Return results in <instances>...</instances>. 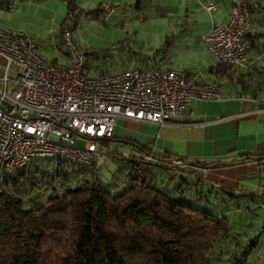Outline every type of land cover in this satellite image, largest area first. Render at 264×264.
Listing matches in <instances>:
<instances>
[{"label": "trees", "instance_id": "16d2710c", "mask_svg": "<svg viewBox=\"0 0 264 264\" xmlns=\"http://www.w3.org/2000/svg\"><path fill=\"white\" fill-rule=\"evenodd\" d=\"M62 1L63 21L70 18L73 23L70 30L61 25L60 36L74 28L76 12L75 0ZM245 4L250 11L251 5ZM99 10L84 14L94 18ZM247 31L250 50L255 44ZM218 68L234 71L239 84L248 77L238 65ZM130 144L139 154L122 160L105 181L95 176L93 162L85 166L61 158H35L5 172L0 189V264H245L253 241L222 258L214 249L229 238L227 219L172 198L158 186L160 172L169 170L171 178L175 164L190 170L224 163L153 154L147 145ZM244 156L258 160L263 154ZM186 173L176 175L172 189L190 185ZM55 178L57 182L49 184ZM34 187H42L45 197L32 194Z\"/></svg>", "mask_w": 264, "mask_h": 264}, {"label": "built area", "instance_id": "2783aa9c", "mask_svg": "<svg viewBox=\"0 0 264 264\" xmlns=\"http://www.w3.org/2000/svg\"><path fill=\"white\" fill-rule=\"evenodd\" d=\"M213 7L211 0L202 6L207 12ZM250 20L247 5L234 0L227 20L210 25L201 40L213 65L244 63ZM70 26L67 18L62 27L70 30ZM61 43L66 62L56 66L37 51L31 35L0 27V56L5 61L0 74V189L5 172L35 158L91 164L103 154L102 147L95 149V142L111 137L118 118L160 126L191 99L219 96L218 83L196 81L181 69L126 67L89 74L70 32L61 35ZM10 68L14 87L6 90ZM261 110L264 117V106ZM77 140H83V145H76ZM258 163L264 167V154ZM256 193L261 198L264 232V187H257Z\"/></svg>", "mask_w": 264, "mask_h": 264}, {"label": "crops", "instance_id": "0c3cea01", "mask_svg": "<svg viewBox=\"0 0 264 264\" xmlns=\"http://www.w3.org/2000/svg\"><path fill=\"white\" fill-rule=\"evenodd\" d=\"M111 1L75 0V5L77 11L85 12L102 3H109L112 8ZM161 1L166 6L164 13L169 19L172 18L174 23L182 22L176 23L174 31L165 34L163 42H159L150 54L126 49L121 42L117 51L120 67L181 69L196 81L217 82L219 96L211 100L191 99L178 115L160 126L118 118L111 142L124 145L133 155L139 152L130 143L147 145L153 154H167L188 161L224 163L191 168L185 178L193 185L208 184V190L243 192L249 204H256L261 209V198L256 191L257 187H264V167L256 158H244V155L264 154V117L261 110L264 106V43L258 41L264 32L260 27H254L250 20L247 32L255 46L246 52L244 63L238 65L239 72L248 73V77H244L243 83L239 84L234 71H221L213 65L204 52L201 40L212 23L227 20L234 0H211L214 7L209 12L202 8L207 0ZM243 1L251 5V10L255 7V0ZM65 16L66 6L62 0H0V27L31 35L37 51L41 55L50 54L48 61L56 66L65 64L66 57L63 49L52 46L55 42L50 38L59 32ZM107 16L110 18L112 13ZM4 65L5 61L0 56V74ZM4 86L6 90L14 87L12 68L7 72ZM177 166L180 172L190 171L182 164ZM204 192L199 191L200 195Z\"/></svg>", "mask_w": 264, "mask_h": 264}, {"label": "rangeland", "instance_id": "374dc122", "mask_svg": "<svg viewBox=\"0 0 264 264\" xmlns=\"http://www.w3.org/2000/svg\"><path fill=\"white\" fill-rule=\"evenodd\" d=\"M145 2L146 0H113L110 2L112 8L109 3H102L107 5L108 8H104L101 4L99 6L100 10L96 12L97 16H94V18L87 17L80 9H78V12L76 10L73 15L74 28L70 33L83 53L86 70L89 74H103L123 69L120 67V63L117 62L119 59L117 51L121 42H124L123 47L125 46L126 49L130 48L134 52L137 51L143 54L149 52L150 54L152 50H156L155 48H157L159 42H163L164 35L173 32L176 23L178 25L182 22L176 21L174 23L175 21L172 18L169 19L167 13H164L166 6L161 0H148V3ZM109 13H112L110 18L107 16ZM250 18L253 26L260 27L261 31L264 32V0H255V7L250 11ZM70 22L73 23V20ZM261 25H263L262 28ZM50 40L55 42L52 43L54 48L57 46L61 50L63 49L61 36L58 32H55ZM258 41L264 43V36L259 37ZM43 56L47 60L50 59L48 53ZM76 145L82 146L83 140H77ZM101 147L103 154L94 157L93 170L95 176L105 181L110 172H113L121 161L127 159L132 153L124 145L111 141L106 143L96 141L95 149L98 150ZM28 168L29 166L26 169ZM200 168L196 167L195 169ZM168 171L160 172L158 175V186L168 195L202 208L213 215L224 216L227 219L229 238L218 243L214 249L215 252H218L224 258L232 252L242 251L250 241H253L254 244L250 247L245 264H264L262 211L256 204H249L246 194L234 190L227 193L226 191L212 189L211 192H204L200 195L199 191L209 189L208 184L202 186L199 184H183L180 189L174 190L172 188L177 182L176 175L181 172L179 167L171 168L174 175L170 178ZM57 180L55 178L49 181V184H54ZM44 181L46 180L44 179ZM72 181L74 180L72 179ZM32 194L44 198L46 191L42 187H34ZM229 194H233V196Z\"/></svg>", "mask_w": 264, "mask_h": 264}]
</instances>
